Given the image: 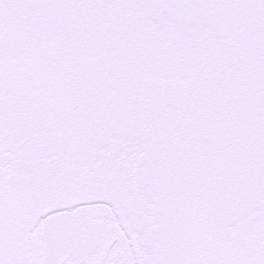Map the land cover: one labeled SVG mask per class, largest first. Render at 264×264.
I'll return each instance as SVG.
<instances>
[{
    "label": "water",
    "instance_id": "water-1",
    "mask_svg": "<svg viewBox=\"0 0 264 264\" xmlns=\"http://www.w3.org/2000/svg\"><path fill=\"white\" fill-rule=\"evenodd\" d=\"M154 22L206 40L199 72L153 78L131 66V47H104L125 26L145 34ZM4 139L29 146L28 157L0 150L25 168L142 149L173 230L159 263L220 264L221 230L264 198V0H0Z\"/></svg>",
    "mask_w": 264,
    "mask_h": 264
},
{
    "label": "rangeland",
    "instance_id": "rangeland-1",
    "mask_svg": "<svg viewBox=\"0 0 264 264\" xmlns=\"http://www.w3.org/2000/svg\"><path fill=\"white\" fill-rule=\"evenodd\" d=\"M128 6L126 7L127 12H131L132 9L138 14L131 2L128 3ZM103 41L107 43L104 44V47L109 46L114 48L113 52L116 47L129 43L127 39H123L121 33L110 35L108 38H104ZM164 41H172L182 45L189 51L191 56L186 66L182 69H177L173 76L177 77L183 74L186 79H189L196 71H200V66L203 63L202 57L208 53V45L203 43L200 38L185 40L183 35H174L172 33L167 34L162 39L158 31L151 30L141 38L142 52L145 51L144 55L146 57L148 53V57L154 58L153 61H155V59L164 55L162 53L155 55L153 53L155 48L153 49V47L158 45L159 42L165 43L168 46V43ZM148 48L151 49L150 53ZM162 69L165 70V68ZM158 70L160 71V68ZM21 138L25 140V137L21 136ZM12 140L4 139L0 141V150L10 155V158L13 157V154L9 152L10 150L18 153L20 157L22 154H27L28 157L32 153L28 151L29 146L26 144L18 141L14 142L15 139ZM127 151V154L120 150L109 153L112 158H115L116 165L120 164V160L126 158L124 162L127 163L128 161L132 174L137 176L135 166V156L137 154L132 153L134 152L133 150L130 152V149ZM15 168L17 173L18 167ZM36 171L33 173H36ZM126 173H118L114 169L111 172L102 173L100 176H86L81 180L73 179L67 182L65 180V182L61 183L53 182L49 186L35 181L32 185L30 183L27 185L28 182L26 181H23L26 184L17 183L15 185H7L8 182H3L2 189L5 188L3 192L5 190L7 192L4 194L0 192V215L2 214L4 218L3 221H0V244L1 239L5 238L4 236L9 237L12 233L16 234L15 229L19 224L15 215H18L23 207L31 206L30 210H27L30 216L27 217L23 214L25 221H22L21 228L19 229L21 237L28 241V251L24 253V256L26 257V262L29 264H39L41 261H46V259H49V263L47 264H57L59 258L65 254V249L71 251L73 255L68 264H100V261L105 259L104 257L113 254L117 255L119 264H125L126 255L130 257L133 255L129 247L131 240H136V245L140 241V247L144 244V253L142 248L139 247L135 255L137 259L147 260L151 256L154 246L158 244V241L151 239L155 237V218L152 215L153 204L148 202L143 206L140 203L136 183L132 185L130 190H126V184L128 183ZM22 175L27 174L23 173ZM65 192L73 194L62 201L63 204L66 203V207L60 208L58 211H55L57 209H49V211L57 212H54L53 215L50 212L47 213V210L44 208L36 206L39 204L35 205L37 202L47 201L48 197H57V195ZM79 192H85L86 194H80L82 197H78L77 194ZM90 194L94 197L97 196V199L92 198ZM98 196L101 197L100 201ZM263 220V217H261L259 219L260 223ZM260 228L263 229L264 224H261ZM224 229L225 227L220 232V234L222 233L221 237L224 235ZM233 232L231 235H233ZM243 236V232H241L235 238L236 245L233 246V249L236 251V254L239 250V243L244 239ZM245 241L244 245L246 246L248 243ZM220 243L221 241H218L217 245ZM41 244H47L50 251L46 252V249L41 248ZM219 248L218 255L221 264H226L225 252L222 250V247L219 246ZM46 255H48L47 258L45 257ZM239 258V255H237L238 260ZM238 260L235 264H244L243 259L242 261ZM128 262L129 264H134L130 260ZM254 262L264 264V255H259Z\"/></svg>",
    "mask_w": 264,
    "mask_h": 264
},
{
    "label": "flooded vegetation",
    "instance_id": "flooded-vegetation-1",
    "mask_svg": "<svg viewBox=\"0 0 264 264\" xmlns=\"http://www.w3.org/2000/svg\"><path fill=\"white\" fill-rule=\"evenodd\" d=\"M15 231H16V234L12 233L9 237L4 236L5 238L1 239L0 264H29L26 262V257L24 256V253H27L28 251V248H27L28 241L20 237L21 232L18 228H16ZM135 241L134 240L130 241L131 245L129 244V247L131 248V252L133 255H131V257L126 255L125 264H129L128 260H130V262H134V264H147L148 259L140 260L139 258L138 259L136 258L135 252L138 251L141 242L139 241V243L136 245ZM143 247L144 245H142L140 248H142V251L144 253ZM41 248L46 249V252L50 251V249H48L47 244L45 245L41 244ZM64 253L65 254H63L61 258H59L57 264H68L69 263L71 257L73 256L72 252L69 251L68 249H65ZM47 256L48 255H46L45 257L47 258ZM104 258L105 259L100 261V264H119L118 257L116 254H113L110 256L107 255ZM48 260L49 259H46V261L45 260L41 261L39 264H47L49 263ZM35 264H38V263H35Z\"/></svg>",
    "mask_w": 264,
    "mask_h": 264
},
{
    "label": "trees",
    "instance_id": "trees-1",
    "mask_svg": "<svg viewBox=\"0 0 264 264\" xmlns=\"http://www.w3.org/2000/svg\"><path fill=\"white\" fill-rule=\"evenodd\" d=\"M3 219V215L1 214L0 221H3ZM246 243L248 244L244 246V252L247 258H253L261 254L264 255V228L254 227V230L248 236Z\"/></svg>",
    "mask_w": 264,
    "mask_h": 264
}]
</instances>
